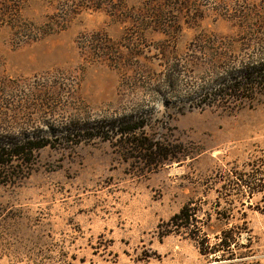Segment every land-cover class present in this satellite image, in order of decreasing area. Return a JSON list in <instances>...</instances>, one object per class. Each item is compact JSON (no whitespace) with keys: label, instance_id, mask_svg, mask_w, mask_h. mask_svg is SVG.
<instances>
[{"label":"rangeland","instance_id":"obj_1","mask_svg":"<svg viewBox=\"0 0 264 264\" xmlns=\"http://www.w3.org/2000/svg\"><path fill=\"white\" fill-rule=\"evenodd\" d=\"M254 55L264 58V0H0V139L53 144L0 186V264H264V191L227 180L253 165L264 179V95L184 104ZM137 112L177 159L149 166L115 140L64 139ZM190 202L212 244L235 227L243 246L219 261L186 234L161 239L159 224Z\"/></svg>","mask_w":264,"mask_h":264},{"label":"trees","instance_id":"obj_2","mask_svg":"<svg viewBox=\"0 0 264 264\" xmlns=\"http://www.w3.org/2000/svg\"><path fill=\"white\" fill-rule=\"evenodd\" d=\"M8 6L13 0H5ZM13 12V10H11ZM215 34L202 33L201 37H207V40H200L202 44H217L211 37ZM198 41V40H197ZM196 51V47L192 48ZM219 50H217L218 52ZM222 51V50H221ZM218 59L223 58L218 55ZM229 59V58H226ZM181 62V61H180ZM184 67V63L181 62ZM172 71V72H171ZM167 78H180L185 74V70H169ZM215 74V71H211ZM258 95H264V58L256 55L243 58L240 65L228 67L223 73L217 75L206 87H198L192 93L188 104L190 108H204L223 104L229 106L232 104L240 105L246 102H253ZM140 113H131L120 116L112 120L94 122L84 125H72L65 128L64 139L66 141L94 140L96 138L105 141L115 140L122 154L127 160H136L139 163H145L149 166L164 163L167 160L177 159V148L173 145H167L159 139L150 138L146 132L148 123L145 115ZM57 137L58 135H53ZM50 137L32 136V137H5L0 139V186L7 185L10 180L19 178L26 170H33L35 165L34 157L42 149L53 146ZM228 190H236L243 193L244 190L253 193L254 191H264L263 173L258 165H253L252 169L237 172L231 170L228 173ZM231 206V205H230ZM217 205L216 208H219ZM233 210L227 209L231 214ZM202 209L197 207L194 202L186 204L180 212L173 215L168 221L159 224V236L161 239L170 235L186 234L193 240L203 256H213L216 260H223L228 253H232L236 248L243 246L240 243L242 233H237L235 227L224 229L217 235V242L212 244L211 239L205 231L206 225L202 222L200 214ZM217 218L229 220L231 217H223L218 209H215ZM209 219L213 213H205Z\"/></svg>","mask_w":264,"mask_h":264}]
</instances>
